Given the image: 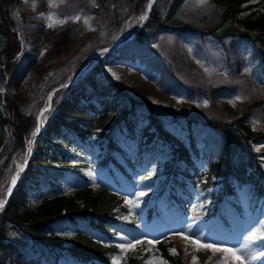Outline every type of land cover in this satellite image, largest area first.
Segmentation results:
<instances>
[{"label":"rangeland","instance_id":"1","mask_svg":"<svg viewBox=\"0 0 264 264\" xmlns=\"http://www.w3.org/2000/svg\"><path fill=\"white\" fill-rule=\"evenodd\" d=\"M101 1L103 0H95V3L93 0L20 1L19 16L25 18V20L22 18L23 36L19 32L16 33L20 48L13 49L15 50V56H12L13 59L15 58L14 64L2 72L0 93L1 98L9 102L8 104L14 109L11 113L13 115L11 122L14 124L21 120L23 124L17 126L21 139L18 140L19 145L15 148V154L0 181V199H5L7 189L11 185V177L17 171V164L24 163L27 141L32 139V132L41 120L43 124L40 132L46 127L45 115L48 111L44 112L43 116H40V113L49 104L51 110L55 91L58 87L64 86V84H56L70 75L78 63H80L79 68L84 70L89 62H86L87 57L93 60L90 66L98 64L99 61L104 62V72L131 96L148 100L164 112H173L179 114V117L188 115L205 118L220 113L223 117L232 120L239 116L245 102L264 100V73L257 70L259 60L255 56V47L252 42H240V49L245 59L243 58L241 69L235 71L234 66L229 64V58L233 60L234 56L228 55L226 49L228 43L225 39L217 36H199L185 31L172 32V28L166 32L155 31L153 35H150L147 46L151 49L180 50L183 60L176 64L177 67H182L184 61L185 67L192 71L190 75L193 78H190L191 83L188 88L169 86L161 72L150 67L146 60L137 55L138 53L122 54L113 49L124 42L121 40L124 35H128L127 39H131L142 30L140 23H137L138 14L126 24L123 30L121 29L122 32L113 31L108 24L104 25L103 30L101 24L104 21L99 6ZM257 1L259 0H252V2ZM2 7V14L8 18L3 3ZM216 11L218 8L212 4L211 0H207L204 5H200L199 0H186L180 9V14L184 18H199L210 17ZM49 13L53 14L51 21L41 15ZM75 16H80V21H73L72 18ZM84 18H90L89 24L94 30H89L88 25L83 22ZM59 20L67 22L60 24ZM48 23H53V27L49 28ZM3 31L10 32L9 25L3 28ZM107 36L112 38L114 44L106 42L110 39L103 40ZM105 49L107 51H104ZM206 68L208 71H205ZM53 73L54 75H50ZM112 73H115L119 79ZM82 74L83 71L76 73L72 78L78 79ZM230 75L232 77L237 75V77L230 78ZM227 83H230L228 84L230 88L225 87L224 84ZM55 88L57 89L53 90ZM49 95L52 96L51 101L48 99ZM237 96L242 99L236 100ZM233 100L235 106L229 102ZM204 101L208 102L207 106H204ZM34 117L37 125L30 131ZM249 120L255 129L264 130V105ZM148 122L145 116H140L139 130L131 132L126 127L118 130L114 139L119 150H112V152L106 146L107 141L82 142L76 135L69 133L68 138L73 139L72 143L64 145L63 149L72 159L73 166L66 169L53 167L50 171L47 170L37 175L34 180H30L27 188L30 202L35 204L41 195L48 193L65 192L73 195V191L85 186H92L93 191L96 192L102 189L114 190L128 199L140 202L139 207L133 210L123 199V204L130 212L129 215L119 214L118 223L115 226L116 232L112 235L101 233L91 227L88 220L82 219L79 224L82 229L106 243L126 242L120 240L116 233L126 236L131 241H141L134 249L114 256L120 257L119 264H128L130 257H144L149 252L146 262L149 260L153 264L166 262L164 255L158 249L160 241L164 242L169 253L178 256L183 264H193V257L196 258V264H240L242 258L240 254L230 258L231 253L200 249L199 245L210 243L232 249L242 246L247 235L264 225V192L257 195L250 181L241 186L237 185L234 193L226 194L218 202L216 213L206 217L202 212L212 210L216 196L219 190L221 191V184L216 182L207 188H196L189 179H185L183 180L185 193L180 190L178 195L188 199L189 203L187 207L182 203L177 204L170 192L171 176L168 173V165L173 162L178 167L176 171L184 169L192 173L196 172L199 177H202L207 161L205 157L197 159L193 164L177 161L174 157L173 139L154 137L148 140V134L145 132ZM165 127L175 137L185 139L186 143L189 142V130L183 124L167 118ZM153 130L154 128L150 131ZM198 138L199 148L207 145L208 150L221 154L222 149L217 142L219 136L214 132L202 129L198 133ZM33 150L34 143L30 157L34 154ZM247 152H251L253 159L255 157L254 161H258L261 166V174L264 173V135L249 142ZM108 153L114 156L115 161L109 160L104 164L102 160ZM90 172L92 175H89ZM21 174L22 172L19 177ZM24 175L25 172L21 179H24ZM7 179H9L8 185ZM258 180L264 191V180L262 178ZM6 181L5 190H3L2 185ZM141 191L147 192V195L139 196ZM149 208L156 209V213L148 221L146 212ZM122 216H127L128 219H121ZM132 216L135 218L133 219ZM53 229L58 233H65L69 243L74 239L76 228L68 220L55 223ZM177 233H185L190 239L186 241ZM197 237H199L198 244L193 245L191 240ZM149 240L153 243H147ZM261 244L264 242L253 245L251 250L256 251ZM172 249H175V254L171 251ZM40 264L103 263L93 260L85 261L68 253L56 261L43 259Z\"/></svg>","mask_w":264,"mask_h":264},{"label":"trees","instance_id":"2","mask_svg":"<svg viewBox=\"0 0 264 264\" xmlns=\"http://www.w3.org/2000/svg\"><path fill=\"white\" fill-rule=\"evenodd\" d=\"M20 1L0 0V78L5 68L8 69L14 64V51L20 46L16 33L19 32L23 36L25 18L19 16ZM185 1L156 0L142 30L128 41H126L128 35H124L121 40L125 42L116 50L122 54L138 53L137 55L146 60L150 67L161 72L169 86L188 88L190 78H193L190 75L191 69L185 67L184 61L182 67L176 65L183 60L181 51L176 48L151 49L147 46L150 35L155 31L166 32L172 28V32L185 31L199 36H217L225 39L228 43L226 46L228 55L234 56L233 60L229 58V64L234 66L235 71L241 69L243 58L245 59L240 42H252L255 56L259 60L257 70L264 73V0L257 2L211 0L218 11L210 17L199 18H184L180 14ZM2 3L8 18L2 14ZM147 3L148 0L101 1L99 6L104 21L101 24L103 30L104 25L108 24L113 31L122 32L135 15L140 16L146 11ZM8 25L10 32L3 31ZM108 39L110 41L106 42L114 44L110 36L103 40ZM86 59V62L89 61L87 65L93 61L88 57ZM103 63L99 61L81 79L55 91L51 110L45 115L46 127L34 142V154L28 162L24 179L15 185L6 206L0 212V264H40L43 259L56 261L68 253L85 261L113 264L112 258L121 252L115 247V242L106 243L96 239L93 234L82 229L79 223L82 219L88 220L90 226L101 233L111 235L116 232L114 227L119 214L129 215L130 212L123 204V194L107 189L96 192L92 186H85L73 191V195L65 192L48 193L41 195L35 204L30 202L27 192L30 180H34L37 175L47 170L50 171L53 167L66 169L73 166L72 159L63 149L64 145L72 143L73 139L68 138L69 133L76 135L82 142L107 141L106 146L112 152L119 150L114 139L116 132L124 127L131 132L139 130L138 119L145 116L149 120L145 127L148 140L154 137L173 139L174 157L177 161L193 164L197 159L205 157L207 167L201 178L196 172L184 169L176 171L178 167L173 162L168 165V173L171 176L169 186L173 197L178 203L182 202L186 206L189 203L188 199L178 195L180 190L185 193L183 180L189 179L196 188H207L216 182L221 184V191L219 190L216 196L212 210L202 212L206 217L216 213L218 202L226 194L234 193L237 185L241 186L250 181L257 195L264 192L258 180L259 178L264 180V173L261 174V166L258 161H254L255 157L253 159L251 152H247V144L264 135V130L255 129L249 120L261 109L264 100L245 102L239 116L232 120L220 113L205 118L188 115L179 117V114L164 112L148 100L131 96L104 72ZM79 67L80 63L70 75L56 85L74 80L72 77L76 73L85 70ZM235 77L230 75V78ZM228 84L230 83L224 84L226 88L231 87ZM1 97L0 93V181L15 154V148L19 145L18 140L21 139L17 126L23 124L21 120L14 124L11 122L13 117L11 113L14 109ZM167 118L183 124L189 130L188 143L183 138L175 137L165 127ZM36 125L35 118L30 125V131ZM152 128L154 130L150 131ZM202 129L208 132L210 130L219 136L217 142L222 149L220 155L208 150L207 145L203 148L198 147V133ZM109 160L115 161L110 153L102 162L105 164ZM116 163L123 167L119 162ZM7 181L2 185L3 190L6 183L9 184V179ZM146 215L147 218L151 217V209L147 210ZM62 220H68L76 228L74 239L70 243L65 233H58L53 229V225ZM158 249L164 255L167 264H183L178 256L169 253L164 242L160 241ZM149 253L140 258L130 257L128 264H146Z\"/></svg>","mask_w":264,"mask_h":264},{"label":"snow or ice","instance_id":"3","mask_svg":"<svg viewBox=\"0 0 264 264\" xmlns=\"http://www.w3.org/2000/svg\"><path fill=\"white\" fill-rule=\"evenodd\" d=\"M25 2H27V0H25ZM93 3H95V0H93ZM153 3H155V0H148L147 6H146L147 10L138 17L137 23L148 20V18H149L148 13L152 10ZM206 3H207V0H199L200 5H204ZM34 6L35 5H33V7ZM41 15L49 21H51L53 19L52 13H49L47 15H44V14H41ZM72 19H73V21L78 22V21H80L81 17L75 16ZM89 20H90V18H84L83 22L85 25H88L89 30H94V29H92L91 25L89 24ZM66 22H67L66 20H59L58 21V23H60V24H64ZM47 26L49 28H52L53 23H48ZM104 51H107V50L105 49ZM197 62L199 63V61H197ZM205 71H208V69L206 68ZM112 74H113V76H116L115 73H112ZM50 75H54V73L50 74ZM116 78L119 79L118 76H116ZM64 86H67V85H64ZM48 99H49V101H51L52 96L49 95ZM240 99H242V97H240V96L236 97V100H240ZM229 102L232 103L233 106H235L234 100L229 101ZM207 103H208L207 101H204V106H207ZM49 110H50V104L41 111L40 116H43L44 112H47ZM42 124H43V120H41L39 122L38 126L32 132V134H31L32 139H29L27 141L28 147H27L26 156L24 158V163H18L17 164V171L11 177V187H9L7 189V192H6L7 196L11 195L12 187H14L16 185V182H17V179L19 178L20 173L24 170V168L26 166L27 155H30L32 152V145L34 143V138L39 134ZM257 150H259V149H257ZM89 175H92V173L90 172ZM145 178H150V177H145ZM138 195L142 197V196L147 195V192L141 191ZM124 200H125V203L133 210L135 208L139 207V203H140L139 200L128 199V197H124ZM6 202H7L6 199H0V211H3ZM120 218L124 219V220L128 219L127 216H122ZM189 230H191V229H189ZM177 234L180 235L181 238L186 240V241H188L190 239L189 236L185 233H177ZM116 235L119 236L120 240L126 241L125 243H118L115 245V247L120 249L121 253H126L127 251L134 249L137 244L141 243V241H139V240H135V241L128 240V238L126 236H120L119 233H116ZM198 241H199V237H197V239L191 240V243L193 245H197ZM260 242H264V225H262L260 228H258L255 231H252L249 235H247L244 238V242H243L242 246H238L235 249L226 248V247H218V246H215V245L210 244V243L200 244L199 248L200 249H211L213 252L221 251V252L231 253L230 258H235L237 256V254H240L242 257L240 259V264H264V259H262V258H264V244H261L260 247L256 251L251 250V247L253 245L260 244ZM147 243L152 244L153 241L149 240V241H147ZM171 251L173 252V254H175V249H172ZM119 260H120L119 256L114 257L113 258V264H119ZM146 264H153V262L151 260H149L146 262ZM161 264H166V262H161ZM193 264H196V258L195 257H193Z\"/></svg>","mask_w":264,"mask_h":264},{"label":"water","instance_id":"4","mask_svg":"<svg viewBox=\"0 0 264 264\" xmlns=\"http://www.w3.org/2000/svg\"><path fill=\"white\" fill-rule=\"evenodd\" d=\"M155 1H156V0H155ZM153 6H154V3H153ZM152 8H153V7H152ZM150 12H151V11H150ZM150 12L148 13V16H149ZM146 21H147V20H146ZM146 21H143V22L140 24V29L143 28V26H144V24H145ZM137 31H139V30H137ZM137 31H136V32H137ZM129 39H130V38H128L127 40H129ZM121 43H122V42H121ZM121 43H120V44H121ZM53 90H55V89H53ZM29 158H30V156L27 155V163H28ZM27 163H26V166H25L24 170H25L26 167H27ZM19 179H20V178H18L17 181H18ZM8 199H9V196L6 197V201H7Z\"/></svg>","mask_w":264,"mask_h":264},{"label":"bare ground","instance_id":"5","mask_svg":"<svg viewBox=\"0 0 264 264\" xmlns=\"http://www.w3.org/2000/svg\"><path fill=\"white\" fill-rule=\"evenodd\" d=\"M117 49V48H116Z\"/></svg>","mask_w":264,"mask_h":264}]
</instances>
